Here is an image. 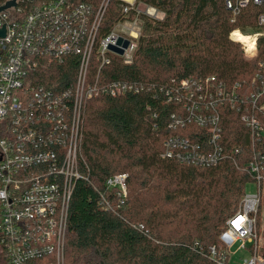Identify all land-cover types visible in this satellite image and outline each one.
<instances>
[{
  "label": "built area",
  "instance_id": "built-area-1",
  "mask_svg": "<svg viewBox=\"0 0 264 264\" xmlns=\"http://www.w3.org/2000/svg\"><path fill=\"white\" fill-rule=\"evenodd\" d=\"M122 12L137 0H119ZM13 5L2 10L8 3ZM113 0H0V249L3 264H66L71 202L77 183L89 181L83 172L82 123L87 102L100 94L113 98L141 87L122 81L99 84L103 67L112 56L125 64L133 59L140 38L139 20H120L100 37L104 17ZM250 3L262 7L258 30L234 29L229 38L239 43L247 59L258 52L264 37V0H225L233 16ZM137 12L140 9H136ZM239 34L237 38L235 35ZM119 38L129 41L122 55L110 50ZM250 46L253 51L249 52ZM78 58L75 83L58 91L34 86L28 75L41 65H61ZM93 58L99 62L90 81ZM255 92L243 93L242 84L228 86L215 76L185 78L165 90L174 106L168 129L194 126L205 138L174 134L164 141V158L181 164L214 167L224 160L247 172L253 193H245L238 210L226 222L221 243L209 250L214 264H235L233 248L245 255L240 264H264V61L255 76ZM235 109L249 138L248 152L223 145V119ZM239 160L242 161L240 164ZM100 206L113 210L110 198L127 196V175L105 181ZM111 196V197H110Z\"/></svg>",
  "mask_w": 264,
  "mask_h": 264
},
{
  "label": "trees",
  "instance_id": "trees-1",
  "mask_svg": "<svg viewBox=\"0 0 264 264\" xmlns=\"http://www.w3.org/2000/svg\"><path fill=\"white\" fill-rule=\"evenodd\" d=\"M120 6L119 0L110 6L100 37L120 20L138 18L140 38L132 61L112 56L99 84L122 81L141 89L116 98L100 94L85 106L82 165L89 181L80 180L73 194L66 264H214L209 250L221 243L252 179L231 160L198 167L162 156L164 141L175 133L189 130L194 141H205L194 126L168 129L174 106L165 102V90L185 78L215 76L228 86L241 83L243 93L255 92L264 37L256 57L247 59L229 35L234 29L258 30L262 7L250 3L233 16L225 0H137L128 13ZM140 6L162 17L137 12ZM77 61L70 56L61 65H41L28 81L55 91L71 86ZM98 68L93 58L90 81ZM223 128L227 150L248 152L249 138L235 109L226 111ZM115 174L127 175L128 192L122 203L110 196L114 208L106 211L100 192Z\"/></svg>",
  "mask_w": 264,
  "mask_h": 264
},
{
  "label": "rangeland",
  "instance_id": "rangeland-1",
  "mask_svg": "<svg viewBox=\"0 0 264 264\" xmlns=\"http://www.w3.org/2000/svg\"><path fill=\"white\" fill-rule=\"evenodd\" d=\"M114 1L115 0H113V2L111 4V7H114ZM139 9L141 11H144L145 13H148V14H151V15H154V16L162 17V15L160 13H157V12L155 13V11L150 10V9L148 10V8H146L144 6H140ZM254 191H256V186L252 185V183L248 184L247 187H246V192L247 193H253ZM236 248H237V245H234V248H233V253H234L233 254V260H234L235 264H240L241 261H242L241 258L244 257L245 252L244 251L237 252ZM1 260H2V262H4V259H3L2 255H1Z\"/></svg>",
  "mask_w": 264,
  "mask_h": 264
},
{
  "label": "water",
  "instance_id": "water-1",
  "mask_svg": "<svg viewBox=\"0 0 264 264\" xmlns=\"http://www.w3.org/2000/svg\"><path fill=\"white\" fill-rule=\"evenodd\" d=\"M14 2L8 3L5 7L2 8V10L6 9L7 7L13 5ZM6 30L5 28L0 29V39L5 38ZM122 44V48L118 46L111 45L109 48L111 51L116 52L119 55H122L124 53V49L129 46L128 40H123V38H119L118 45Z\"/></svg>",
  "mask_w": 264,
  "mask_h": 264
},
{
  "label": "flooded vegetation",
  "instance_id": "flooded-vegetation-1",
  "mask_svg": "<svg viewBox=\"0 0 264 264\" xmlns=\"http://www.w3.org/2000/svg\"><path fill=\"white\" fill-rule=\"evenodd\" d=\"M1 249H0V264H3L2 260H1Z\"/></svg>",
  "mask_w": 264,
  "mask_h": 264
},
{
  "label": "snow or ice",
  "instance_id": "snow-or-ice-1",
  "mask_svg": "<svg viewBox=\"0 0 264 264\" xmlns=\"http://www.w3.org/2000/svg\"><path fill=\"white\" fill-rule=\"evenodd\" d=\"M235 35L237 36V38L243 39V37H239V34L238 33H236Z\"/></svg>",
  "mask_w": 264,
  "mask_h": 264
},
{
  "label": "bare ground",
  "instance_id": "bare-ground-1",
  "mask_svg": "<svg viewBox=\"0 0 264 264\" xmlns=\"http://www.w3.org/2000/svg\"><path fill=\"white\" fill-rule=\"evenodd\" d=\"M252 51H253V46H251L250 49H249V52H252Z\"/></svg>",
  "mask_w": 264,
  "mask_h": 264
}]
</instances>
